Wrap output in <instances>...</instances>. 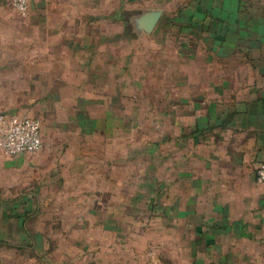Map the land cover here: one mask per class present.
<instances>
[{
  "label": "rangeland",
  "instance_id": "obj_1",
  "mask_svg": "<svg viewBox=\"0 0 264 264\" xmlns=\"http://www.w3.org/2000/svg\"><path fill=\"white\" fill-rule=\"evenodd\" d=\"M28 1L21 12L14 0H0V58L11 64L1 87L19 113L41 119L44 135L38 153L11 156L13 182L36 215L55 219L57 208L85 203L88 211L65 214L117 219L122 233H146L147 220L162 222L170 189L180 187V109L197 93L202 56L194 25L186 29L181 19L184 4ZM234 247L247 257L204 264H264L263 237Z\"/></svg>",
  "mask_w": 264,
  "mask_h": 264
},
{
  "label": "crops",
  "instance_id": "obj_2",
  "mask_svg": "<svg viewBox=\"0 0 264 264\" xmlns=\"http://www.w3.org/2000/svg\"><path fill=\"white\" fill-rule=\"evenodd\" d=\"M180 4L202 61L197 93L180 109V187L170 189L163 221L147 220L146 233L134 234L119 231L117 219L65 214L88 211L85 203L57 208L55 219L36 215L13 182V157L0 151V245L12 249L0 251V264H204L247 257L236 243L264 238V183L256 178L264 160V0ZM10 65L0 58V112L21 114L1 87Z\"/></svg>",
  "mask_w": 264,
  "mask_h": 264
},
{
  "label": "built area",
  "instance_id": "obj_3",
  "mask_svg": "<svg viewBox=\"0 0 264 264\" xmlns=\"http://www.w3.org/2000/svg\"><path fill=\"white\" fill-rule=\"evenodd\" d=\"M21 12L29 7L28 0H14ZM43 147L42 122L38 117L0 112V151L8 156L31 155ZM259 183H264V160L256 170Z\"/></svg>",
  "mask_w": 264,
  "mask_h": 264
},
{
  "label": "water",
  "instance_id": "obj_4",
  "mask_svg": "<svg viewBox=\"0 0 264 264\" xmlns=\"http://www.w3.org/2000/svg\"><path fill=\"white\" fill-rule=\"evenodd\" d=\"M157 15H148L146 17V15L144 16V20L147 21L146 23H149V22H154V20L156 19Z\"/></svg>",
  "mask_w": 264,
  "mask_h": 264
}]
</instances>
